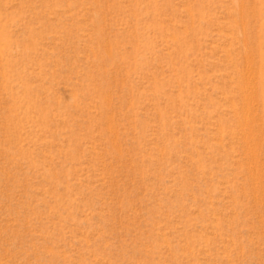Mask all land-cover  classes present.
Instances as JSON below:
<instances>
[{
  "label": "rangeland",
  "instance_id": "1",
  "mask_svg": "<svg viewBox=\"0 0 264 264\" xmlns=\"http://www.w3.org/2000/svg\"><path fill=\"white\" fill-rule=\"evenodd\" d=\"M0 264H264V0H0Z\"/></svg>",
  "mask_w": 264,
  "mask_h": 264
}]
</instances>
